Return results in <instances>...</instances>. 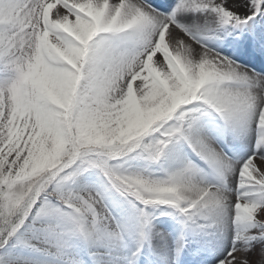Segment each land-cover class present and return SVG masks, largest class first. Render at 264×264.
<instances>
[{"label":"snow or ice","instance_id":"obj_1","mask_svg":"<svg viewBox=\"0 0 264 264\" xmlns=\"http://www.w3.org/2000/svg\"><path fill=\"white\" fill-rule=\"evenodd\" d=\"M0 264H264V0H0Z\"/></svg>","mask_w":264,"mask_h":264}]
</instances>
